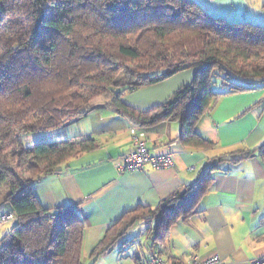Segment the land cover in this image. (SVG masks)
<instances>
[{
    "label": "trees",
    "instance_id": "1",
    "mask_svg": "<svg viewBox=\"0 0 264 264\" xmlns=\"http://www.w3.org/2000/svg\"><path fill=\"white\" fill-rule=\"evenodd\" d=\"M188 67L195 68L192 79L164 102L137 110L122 100ZM258 88H264V24L213 15L196 0H0V186L9 190L5 200L14 215L0 235V264H84L76 204L45 206L31 186L98 142L71 136L23 145V133L62 130L103 97L139 128L177 119L181 142L206 148L212 142L195 130L199 119L221 95ZM228 155L156 208L138 205L111 223L93 259L139 217L155 219L153 241H164L177 220L196 211L217 161L258 155L264 162V142ZM21 184L30 188L16 193Z\"/></svg>",
    "mask_w": 264,
    "mask_h": 264
},
{
    "label": "crops",
    "instance_id": "2",
    "mask_svg": "<svg viewBox=\"0 0 264 264\" xmlns=\"http://www.w3.org/2000/svg\"><path fill=\"white\" fill-rule=\"evenodd\" d=\"M203 8L228 20L264 24V0H196ZM195 68L188 67L167 78L125 92L122 100L137 110H147L169 99L189 82ZM264 88L221 95L195 130L212 142L211 147H192L178 137L177 119L137 127L127 116L104 101L85 116L70 122L49 141L71 136L94 137L98 146L69 160L62 170L32 183L45 206L76 204L84 223V264H147V253L186 262L192 255L206 257L217 252L226 264H244L264 255V162L258 155L231 162L217 161L206 192L196 211L177 220L166 239L153 241L155 219L139 217L107 251L94 259L92 251L109 225L138 205L154 209L160 201L184 185L196 181L211 161L221 155L238 154L264 142ZM140 129L151 153H171V166L119 172L115 163L133 145L130 128ZM147 223L142 231L122 239L134 225ZM143 247V248H142Z\"/></svg>",
    "mask_w": 264,
    "mask_h": 264
},
{
    "label": "built area",
    "instance_id": "3",
    "mask_svg": "<svg viewBox=\"0 0 264 264\" xmlns=\"http://www.w3.org/2000/svg\"><path fill=\"white\" fill-rule=\"evenodd\" d=\"M130 133L133 136V145L119 160L115 163V167L119 172L129 170H142L146 165L150 164L155 168L171 166L173 160L171 153H151L142 137L143 132L135 126L130 128ZM14 219V215L10 210H5L0 215V222L5 223ZM147 264H226L221 256L214 252L206 257L192 255L186 262H181L176 259L165 258L157 251H149L147 253ZM244 264H264V255L251 259Z\"/></svg>",
    "mask_w": 264,
    "mask_h": 264
},
{
    "label": "rangeland",
    "instance_id": "4",
    "mask_svg": "<svg viewBox=\"0 0 264 264\" xmlns=\"http://www.w3.org/2000/svg\"><path fill=\"white\" fill-rule=\"evenodd\" d=\"M46 12H47V14L51 15V14L55 13V9H53L51 6L47 5L46 6ZM231 21H235V20H231ZM215 80H217V79L215 78ZM214 88L220 89V86L217 83H215ZM106 100H107V98L98 97V98L94 99L92 101V103L94 105H96L95 102L98 103V102L106 101ZM60 131H61V129H56V130H52V131H38V132H33V133H23L21 140H22L23 145H32L35 141H38L41 139L42 140H44V139L48 140L50 137L53 136V134H55L56 132H60ZM16 169L22 178L28 177L29 174L25 171L24 168L17 166ZM29 188L30 187L28 184H21V187L18 189V191L16 193H18L19 191L25 192ZM8 193H9V190H8L7 186H5V185L0 186V215L3 212H5V210L8 209V204H7V201L5 200ZM11 226H12L11 220L7 221L5 223L0 222V235H3L8 229L11 228ZM147 226H148L147 223H143L140 226H138V224L134 225L131 229H129V232H127L122 239H124L125 237L130 238V236L133 235L132 233H134L133 231H135L134 234H136V235L139 233V231H142V233H143L142 238L144 239L146 236L145 230H146Z\"/></svg>",
    "mask_w": 264,
    "mask_h": 264
}]
</instances>
